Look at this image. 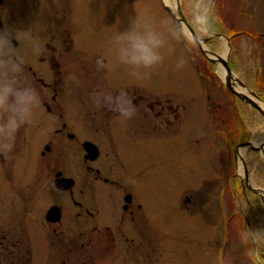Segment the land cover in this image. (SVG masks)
I'll return each mask as SVG.
<instances>
[{
  "label": "rangeland",
  "instance_id": "rangeland-1",
  "mask_svg": "<svg viewBox=\"0 0 264 264\" xmlns=\"http://www.w3.org/2000/svg\"><path fill=\"white\" fill-rule=\"evenodd\" d=\"M213 1L216 15L220 19L229 23L237 21L240 26L244 25L247 29L255 23L256 31L264 32V0ZM169 3L165 4L164 0H93L88 12L83 5L81 11L85 14L84 17H78L80 20L77 21V25L85 21L88 26L80 29L76 27L73 30L74 39L78 43L77 53L73 50L65 51V56L60 54L58 60L63 62L62 71L65 79L79 75L80 80L85 82L88 79L90 83L92 77L97 79L101 74L112 79H119L122 76L125 80L127 79L129 88H131L130 84L134 83L144 94L154 91L153 95L159 96L160 106H166L165 99L169 97L172 100L171 104L180 112L175 119L169 117L175 127L174 145L160 147L157 163L149 162L148 166L157 169V176L153 181L149 179V182L143 183L148 185L150 191H155L153 199H149L148 202L154 201L157 205L158 264H252L249 249L241 244L239 236L246 227H264V201L260 194H255L248 189V187L264 188V146L260 151L252 150L254 153L248 147L237 149L239 155L245 160L246 169L242 167L239 156L234 159V146L226 148L225 139L229 138L231 142L234 140L235 129H233L230 108L235 106L236 99L222 87L225 85V80L218 74L217 66L210 63L200 50V48L206 49L225 57L224 53L226 55L228 47L224 41L215 37L216 32L201 37L191 24L186 9L180 4L186 21L199 40L200 48L194 41L192 47L185 49L182 44L170 40L172 52L165 55L162 65L143 79L130 77L129 70L115 60L113 38L117 32H122L129 27L130 19L134 16L141 15L155 21L158 30L164 32L169 25L175 23L163 7L168 6L175 13L176 5H173L171 0ZM54 9V5H47L44 0H1L0 29L8 27L16 32L13 45L16 43L19 58L33 57L32 55L39 52L44 42L56 44L58 24ZM88 13L92 15L88 16ZM248 13L250 17L246 16ZM103 17L104 23L101 22ZM65 23L67 28L65 31L70 33L71 23ZM72 23L76 25L74 21ZM28 28L32 32L33 41L31 42L20 35ZM185 32L189 39H192L186 27ZM67 33L64 32V36ZM209 37L212 41L208 45L203 42V39H210ZM251 46L254 47V45ZM242 52L247 53L244 49ZM182 55L186 63L183 68L177 69V59ZM100 56L104 58L106 64L113 63L116 66L111 70L98 67L97 60ZM207 56L212 58L210 54ZM249 56L252 58V55ZM252 59L254 60H251L250 64L254 67L257 65L255 63L258 61V56ZM244 66V64L236 65L232 71V77L238 78L245 75ZM248 82H253L252 78H249ZM261 85L259 81L254 82V87L258 89ZM84 89L85 86L79 84L74 92L69 94V98L64 99V102H68V107L75 108L77 111H87L88 96L82 92ZM78 93L80 99L77 97ZM74 94L78 101H75ZM207 95L210 96L209 101H207ZM251 98L255 101L260 100L258 104L264 106V100L258 97V99ZM216 101L223 109L216 107ZM251 108H243L242 112L248 113V117L253 113L255 123L250 129V141L253 147L258 148L264 139V122L258 119ZM184 111L189 112L185 117L182 115ZM88 117V114L80 113L74 121L85 124L89 121ZM220 118L224 121L222 126ZM41 120L49 121L46 117L44 119V116ZM122 121L125 120L122 119ZM162 121L163 118H160V122ZM32 125L28 127L31 156L28 158L30 166L27 173L32 194L31 216L26 222L31 231L38 227L37 219L44 203H47L45 193H49L53 178L50 175L44 176L40 169L39 154L35 152L37 141L41 138L40 134L44 129L35 131L30 128ZM216 130L221 133L217 135ZM168 134L161 128L159 136L161 145ZM157 139L159 138L155 140ZM127 144L128 142L121 146L122 150L119 154L121 161L127 169L136 170L139 161L132 156L135 152ZM78 160L80 171L77 174L83 175L85 171L81 152ZM221 164L224 165L225 174L220 173ZM245 170L247 172H244ZM244 180L247 183L242 189L238 181ZM25 181L22 175L16 172L15 180H13L15 187L12 189L17 190L18 186L23 187ZM2 185L8 186V182ZM71 233L75 231L65 229V234ZM48 238L49 240L57 239V237ZM62 238L79 240V237ZM14 239L22 241L21 247L26 252L25 257L19 258V264H42L45 237L33 235L14 237ZM50 253V259L56 264H61L62 261H66V264H78V259H82L85 254L83 249L74 245L65 246L59 241L51 242ZM22 258L27 259V262Z\"/></svg>",
  "mask_w": 264,
  "mask_h": 264
},
{
  "label": "flooded vegetation",
  "instance_id": "flooded-vegetation-1",
  "mask_svg": "<svg viewBox=\"0 0 264 264\" xmlns=\"http://www.w3.org/2000/svg\"><path fill=\"white\" fill-rule=\"evenodd\" d=\"M44 3L55 6L54 12L58 24L57 42L55 45L50 42L42 43L39 52L32 55L33 57H16L24 69L22 79L32 81L40 93L41 101L33 110L32 121L16 133L12 141L13 150L10 153H0V190H3L0 191V264H16V262L19 264V258L25 257L26 252L21 247L22 241L14 237L33 235L45 237L42 264H56L50 259L52 241L83 249L85 254L82 259H78V264H158L157 205L154 201L148 202L149 199H153L155 191H150L148 185L143 183L149 182V179L153 181L157 176V169L148 166L149 162L157 163L160 147L174 145L175 127L169 117L175 119L180 112L171 104L172 100L169 97L165 99L166 106H160L159 96L153 95L154 91L144 94L134 83H131L129 88L127 79L122 76L119 79H112L101 74L97 79L92 77L90 83L88 79L86 83L80 80L79 75L65 79L62 71L63 62L59 61L58 57L60 54L65 56V51L68 50L77 53L78 43L74 39L73 30L76 27L80 29L88 26L83 20V24L77 25V21L80 20L78 17H84L85 13L81 11L83 5L88 12L93 0H44ZM89 15L92 13H88ZM246 16L250 17V14ZM103 20L104 17L102 23ZM73 21L76 25L72 23ZM65 22L71 23L70 33L65 31L67 29ZM254 24L247 29L244 25L240 26L237 21L229 23L218 17L219 28L215 37L223 40L228 46L227 65L231 71L236 65H245V75L231 78L230 83L233 88L249 98L251 96L264 100V32L256 31ZM64 32L67 33L65 36ZM211 41L210 38L204 43L209 45ZM14 46L16 48V43ZM243 49L247 53L242 52ZM249 55H252V58L258 56V61L255 63L257 65L254 67L250 64L254 59ZM246 78L248 80L252 78L253 82H248ZM255 81L261 82L259 89L254 87ZM79 84L85 86L82 92L88 96L87 101L84 99L86 103L88 102L87 111H77L68 107V102H64ZM222 87L236 99L235 106L230 108L233 129H235L234 140L231 142L229 138L225 139L226 148L234 146L235 159L238 157V154L235 155V150L247 142L252 143L250 129L253 128L255 120L253 113L248 117V113L242 112L243 108L251 107L233 95L225 86ZM120 91L127 94L136 109V115L132 119L122 121L118 113L107 106L97 107L93 101L94 94L103 92L118 95ZM73 97L78 101L77 97L80 99V94ZM209 97L207 95V101ZM216 102V107L223 109L219 102ZM251 110H254L258 119L263 121L257 110L254 108ZM80 113L89 116V121L85 124L74 121ZM187 113L189 112L184 111L183 117ZM43 116L49 121L41 120ZM160 118H163L162 122ZM219 120L222 126L224 121L222 118ZM30 125L35 131L44 129L40 134L41 138L37 141L35 152L39 154L40 169L44 176L53 177L49 193H45L47 203H44L37 219L38 227L32 231L28 229L29 224L26 223L31 216L32 199L30 180L27 178L30 166L28 158L31 156L28 131ZM161 128L169 133L167 139H163L162 145L159 137ZM220 133L216 130L217 135ZM157 137L159 139L155 140ZM86 142L96 147L94 154L85 151ZM127 142V146H131V150L135 152L132 156L139 161L136 170L127 169L119 155L121 146ZM17 143L22 147L16 145ZM80 152L85 171L83 175L77 174L80 171L78 160ZM239 160L246 169L243 157V162ZM221 165L222 168L219 170L223 174L224 165ZM16 172L26 181L23 187L18 186L17 190H14L12 187H15L13 180ZM61 178L71 180L67 181L62 189L55 184ZM5 182H8L6 187L2 185ZM238 182L242 189L247 183L245 180ZM261 190L263 191L264 188ZM53 208L55 209L52 212ZM2 225L7 227H1ZM65 229L74 230L75 233L65 234ZM48 237H57V239L49 240ZM62 237H79V240ZM22 259L27 262V259ZM253 260L255 264H264V255L257 251L252 256V264ZM61 264H66V261H62Z\"/></svg>",
  "mask_w": 264,
  "mask_h": 264
},
{
  "label": "clouds",
  "instance_id": "clouds-1",
  "mask_svg": "<svg viewBox=\"0 0 264 264\" xmlns=\"http://www.w3.org/2000/svg\"><path fill=\"white\" fill-rule=\"evenodd\" d=\"M173 5L182 4L188 13L191 24L203 37L218 29V17L213 0H171ZM20 35L33 41L31 29L23 30ZM16 32L8 27L0 29V153L13 150L12 140L24 125L31 122L33 110L39 106L41 98L36 86L29 79H22L23 66L17 61V49L13 45ZM171 41L182 44L185 49L193 46L185 27L178 21L167 27V31L158 30L155 21L137 15L130 19L127 29L117 32L113 38L115 60L125 66L128 75L134 79H143L156 70L172 52ZM185 58L180 56L176 68L184 67ZM100 68L111 70L116 65L105 63L104 58L97 60ZM97 107H109L119 114L121 119H132L136 109L124 91L118 95L94 94ZM240 242L249 249L250 256L257 251L264 255V227H246L240 233ZM255 264V260H253Z\"/></svg>",
  "mask_w": 264,
  "mask_h": 264
},
{
  "label": "water",
  "instance_id": "water-1",
  "mask_svg": "<svg viewBox=\"0 0 264 264\" xmlns=\"http://www.w3.org/2000/svg\"><path fill=\"white\" fill-rule=\"evenodd\" d=\"M0 3H1V0H0ZM164 9L168 12V14L170 15V17L175 20V22H180L181 24H183L186 29L189 31L190 35L192 36V39L194 41V43L200 48V43H199V40L197 39L194 31L191 29V27L188 25V23L186 22L184 16H183V13L181 12V9H180V4L179 5H176V14L178 17H176L175 13L172 12V10L164 5ZM204 42L207 41V39H204L203 40ZM201 50V53L203 55H205L207 57V59L214 65H216V63H220L221 66L223 67L224 71L226 72V77H225V86L235 95L237 96L240 100L246 102L248 105H250L252 108H254L255 110L258 111V113L262 116L263 120H264V108H262L256 101H254L253 99L247 97L246 95H244L243 93H240L238 91H236L233 86L231 85L230 83V80L232 78V72L230 70V68L228 67L227 65V61L226 59L220 57L219 55H217L216 53H213V52H209L208 50L206 49H202L200 48ZM207 54H210L211 56H213L214 58H211V57H208ZM85 146V151L88 153V154H94V149H96V147L89 143V142H86L84 144ZM264 146V141L263 143L258 147V148H255L253 147V145L250 143V142H247L243 145H241V147H248L250 148L251 150H255V151H260ZM96 154V153H95ZM238 154L239 155V151L235 150V155ZM239 157L241 158V161H242V157L239 155ZM243 162V161H242ZM244 165V163H243ZM67 181H71L70 179H66V178H61L60 180L56 181L55 184L58 188H64L65 186V183ZM64 184V185H63ZM248 189L250 191H252L253 193L255 194H259V192H261L262 190L261 189H253L252 187H248ZM55 208H53L52 212L54 211Z\"/></svg>",
  "mask_w": 264,
  "mask_h": 264
},
{
  "label": "bare ground",
  "instance_id": "bare-ground-1",
  "mask_svg": "<svg viewBox=\"0 0 264 264\" xmlns=\"http://www.w3.org/2000/svg\"><path fill=\"white\" fill-rule=\"evenodd\" d=\"M164 3H165V4H170V3H169V0H164ZM217 69H218V70H217L218 74H219L220 76H222L223 79H224V77H225V72L223 71V69L221 68V66H220L219 63H217ZM261 197H262V199H263V201H264V193L261 194Z\"/></svg>",
  "mask_w": 264,
  "mask_h": 264
}]
</instances>
